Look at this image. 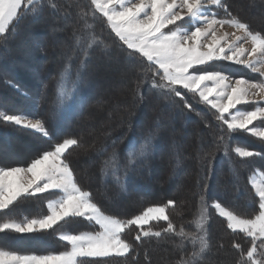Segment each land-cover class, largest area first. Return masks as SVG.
Wrapping results in <instances>:
<instances>
[{
	"label": "snow or ice",
	"instance_id": "1",
	"mask_svg": "<svg viewBox=\"0 0 264 264\" xmlns=\"http://www.w3.org/2000/svg\"><path fill=\"white\" fill-rule=\"evenodd\" d=\"M44 2L0 0V46L7 47L19 22L29 14L42 12ZM48 6L56 11L62 7L53 0H48ZM67 6L76 8V19L69 25L73 28V44L68 62L58 76L56 108L71 113L82 107L80 93L91 55L96 50L111 55L112 45L96 29L98 14L137 73L138 86L146 85L170 104L179 101L183 108L194 112L196 109L187 99L191 94L197 103L211 110L217 121L218 147H223L225 156L229 155L232 134L238 131L264 142V127L255 126L257 121L264 124V33L253 31L247 22L234 15L227 0H87L86 3L71 0ZM226 27L233 31L221 32ZM77 56L81 58L72 79L71 61ZM222 61L242 65L258 73L260 79L257 82L233 79L224 70L216 69ZM8 83L15 87L11 81ZM249 104L253 105L251 109L238 107ZM0 122L52 138L42 118L0 109ZM161 132L162 125L157 123L140 139H130L123 163L114 150L102 161L101 174L114 178L121 191H126L127 178L153 156ZM121 139L113 140V147ZM77 146L79 139L65 138L50 150H42L26 166H0V234L47 233L75 218L86 220L95 230L58 232L57 238L67 245L59 253H19L0 247V264H97L106 258L126 261L134 252V245L125 238V233L133 226L138 230L134 236L137 243L170 234L177 237L176 247L183 253L176 264H203L211 249L207 227L209 207L226 221L231 233L248 238L247 249L240 243L232 244L239 253L237 264H264V171L259 173V179L255 172L249 177L255 199L250 200L253 207L246 215L229 210L218 200L209 204L208 186L204 185L199 196L200 212L192 221L194 231H189L182 225L177 227L171 219L168 209L177 203L171 199L165 204L148 206L131 218L106 213L94 201L92 193L81 187L67 160L69 149ZM231 151L242 161L264 160V152L242 146H234ZM105 152L107 147L98 154ZM233 175L239 179L238 168H233ZM31 198H43L47 214L14 217V206ZM160 222L166 226L154 230L153 225ZM188 244L192 248L190 253L185 250Z\"/></svg>",
	"mask_w": 264,
	"mask_h": 264
},
{
	"label": "trees",
	"instance_id": "2",
	"mask_svg": "<svg viewBox=\"0 0 264 264\" xmlns=\"http://www.w3.org/2000/svg\"><path fill=\"white\" fill-rule=\"evenodd\" d=\"M258 1L256 6L264 8V0ZM53 2L62 5L59 11L50 8L48 0H45L42 12L36 15L29 14L22 19L10 36L7 47L0 46V109L9 113H23L31 117L42 118L52 138L48 139L30 130L0 122V148H4L0 153V166H26L42 150H50L55 143L62 142L65 138H77L80 140V146L69 149L66 154L67 160L74 169L81 187L90 191L94 201L108 214L125 219L131 218L133 215L140 214L148 206L165 204L171 199L177 202L174 208L168 209L173 222L177 227L182 225L186 230L194 231L192 221L200 212L199 196L203 186L207 185L206 199L209 204L218 200L229 210L246 215L253 207L250 200L255 199L248 180L254 172L264 171V160L252 158L242 161L231 149L234 146H242L248 150L264 152V142L244 131H238L232 134L229 141V155L225 156L223 147H218L217 121L211 110L197 103V98L191 94L187 95V99L196 109L194 112L183 108L179 101L175 105L170 104L146 85L138 86V80L134 78L126 87L127 94L119 95L125 98H115V100L135 103L136 106L128 109L130 113L128 122L111 123L104 127V131L110 132L106 136L100 137L97 134L94 137L84 136L82 133L84 123L91 119L102 118L99 112L104 107L105 100L103 96L95 93L97 83L95 76H99L101 72L98 70L92 74L91 69L104 64L99 61H103L107 54H104L102 50H96L90 57L87 79L80 93L82 107H76L71 113L56 108L57 80L64 65L68 62L67 57L71 55L73 28L69 25L75 22L73 14L75 15L76 9L67 6L71 0H67V3L66 0H53ZM84 2L86 3L87 0ZM227 2L232 13L247 22L253 31L264 33V26L253 25L252 19L241 16V12L233 9L234 0H227ZM242 8L238 6V9L242 10ZM95 23L98 33L102 34L105 41L112 45L109 49L112 58L106 60L105 64L118 61L125 66H130L124 57L121 45L115 41L114 35L110 34L106 23L98 14ZM36 35L45 37L39 40L36 39ZM27 47H30V50L25 53L24 49ZM17 52L22 56L16 57ZM80 58L77 56L71 61L72 79L75 78ZM33 59L42 66L41 69L37 67L35 70L19 69V67L32 68L29 62ZM238 71L235 67L225 69L226 74L235 78L239 77L236 75ZM132 73L137 76L133 68ZM9 81L15 87L10 86ZM157 123L162 125V132L153 156L127 178V190L121 191L114 178L111 176L106 178L101 174L102 161L115 150L120 154L121 163H123L129 140L133 137L140 139ZM255 126H264V124L257 121ZM200 134L210 141V145L207 146L200 159L203 165L202 179L204 180L199 181L196 149L199 145ZM117 138L122 139L113 147L112 142ZM19 141L24 142L25 147H29L31 143L35 146L24 157L5 156L6 152L10 151ZM174 145L176 153L170 150V147ZM177 145L178 148H185L187 152L184 155L179 154ZM104 147H107V152L103 155L98 154L99 150ZM94 154H97V158L92 163L90 172L85 174L78 161ZM233 168L239 169L238 180L234 178ZM159 170L161 172L157 176ZM120 176L121 183H123V169H121ZM153 183L159 184L162 194L152 193ZM167 189L174 193L164 192ZM179 189L187 190L192 194L190 199L188 197L189 203L185 200L184 204H180L179 199L182 195L177 194ZM21 202L25 207L23 217L47 214L46 201L43 198H31ZM208 214L207 227L211 249L206 254L203 264H215L213 259L216 258L222 261L220 257L226 252L231 255L229 264H237L239 253L232 247V244L237 242L247 249L250 246L248 238L243 234L231 233L226 227V221L217 215L215 209L209 207ZM164 226H166L164 222L153 225L154 230H159ZM91 230H95L94 225L81 218H75L63 223L62 226L58 225L57 229L47 233L25 236L0 234V247L19 253H59L66 250L67 245L57 238L58 232L79 233ZM137 231L133 226L125 233V238L134 245V252L129 254L126 261L124 258H106L98 261L97 264H176L183 254L176 247L177 237L167 234L159 239L151 238L137 243L134 239ZM185 250L190 253L191 245L188 244ZM133 256L135 259H132Z\"/></svg>",
	"mask_w": 264,
	"mask_h": 264
},
{
	"label": "rangeland",
	"instance_id": "3",
	"mask_svg": "<svg viewBox=\"0 0 264 264\" xmlns=\"http://www.w3.org/2000/svg\"><path fill=\"white\" fill-rule=\"evenodd\" d=\"M234 1H235V3H234L233 9L241 12V16L248 18V19H252L253 25H255L257 27H263L264 26V8L263 7L258 8V6H256V3L259 2L258 0H234ZM238 6L243 7L242 10L238 9ZM73 16L76 19L74 14H73ZM72 23L73 22H71L70 24H72ZM223 31L231 32L233 30L231 28L226 27L225 29L221 30V32H223ZM44 37H45L44 35H36V39H39V40H42ZM34 45L35 44H33V46ZM245 46L250 47V44H247ZM29 50H30V47H27L24 49V52L27 53ZM15 56L19 57V56H22V54L17 52L15 54ZM115 57H116V55H115ZM110 58H112V57L105 55V59H103V61H99V62L104 63V64L98 63L99 66L98 65L94 66V68L91 69L92 74L98 72V70L101 72L100 74H98L99 76H95V79L97 82L96 87H95V93L97 95L103 96L105 100H104V107L102 109H100V112H99V115L102 116V118L91 119V120L87 121L86 123H84L83 132H82L84 134V136L94 137L96 134L99 135L100 137L106 136L110 132L104 131V127L108 126L111 123H121V122L126 123V122H128V120H129L128 118L130 116L128 109H132L133 106H136L134 102L131 103V102H125L124 100H115V98H122V99L125 98V97L123 98L122 96H119V95L121 93H124V95L127 94V88H126L127 85L130 82H132V80H134V78H137V76L132 73V68L130 66H125L124 64H122L118 61L116 63H111L108 65L105 64V61L106 60L108 61V59H110ZM32 62H29L30 63L29 65H32V68H29L27 66L28 68L19 67V69H21V70H23V69L35 70L36 67L39 69L42 68L41 65H39L35 62V59H33ZM227 67H235L239 70L236 73V75H239L238 78L232 77L230 75L233 79L244 78V79H248L252 82H257L260 79L258 73H252L248 69H245L242 65H235V64H232V63L226 62V61L218 62V64L216 65L217 70H224L225 71V69ZM117 75L120 77H118ZM0 95H1V93H0ZM238 107H241L244 109H251L253 107V105L249 104V105H242V106H238ZM256 123L257 122H255V125H256ZM188 137H189V135H188ZM198 140H199V145L196 149V156L198 158V168H199L198 179L200 181V180H204V179H202L203 178V168H202L203 165H202V162L200 159L203 157V155L205 153V149L207 148V146L210 145L209 144L210 141L208 139H205L202 134L199 135ZM19 142H17L16 145H14V147L10 151H7L5 156L12 157V158L24 157L35 146V144L31 143L29 147H25L24 142H22V141L20 143ZM3 150H4V148H0V153ZM170 150L173 153L177 152L175 145L171 146ZM177 150L179 151V154H181V155H182V153L184 155L187 152V150H185V148H182V147L178 148V145H177ZM96 155L97 154L86 156L85 158H81L80 161H78L79 166L82 167V172H84L85 174H86V172H87V174H88V172H90V170L92 169V163L97 158ZM185 166H186V164H185ZM186 167L189 168V166H186ZM157 172H158L157 176H159V173L161 172V170H159ZM259 173H260V171H258L256 173L257 179H259ZM90 175H92V174L90 173ZM153 185H154V187H153L154 189L152 190V193H156L159 195L162 194V190L160 189L159 184L153 183ZM168 190L169 189L165 190L164 192H166L168 194L174 193V191H168ZM177 194L182 195V197L179 199L180 204H184L183 201H185V200L189 203L188 197L190 199L191 198L190 195H192L187 190H180V189L177 191ZM173 196H175V195H173ZM183 196H184V198H183ZM176 198L178 199V197H176ZM23 209L25 210V207L23 206L22 202H18L14 206L12 214L17 219H21V218H23V215H24ZM220 258L222 259V261L220 259L216 258V259H213V263L215 262V264H229L231 255L228 252H226V253H223L222 257H220Z\"/></svg>",
	"mask_w": 264,
	"mask_h": 264
},
{
	"label": "bare ground",
	"instance_id": "4",
	"mask_svg": "<svg viewBox=\"0 0 264 264\" xmlns=\"http://www.w3.org/2000/svg\"><path fill=\"white\" fill-rule=\"evenodd\" d=\"M104 74V73H103ZM112 77V76H111ZM120 77V76H119ZM104 86V85H103ZM101 94V93H100ZM188 142V141H187ZM187 145V144H186ZM183 148V147H182ZM186 152V151H185ZM183 154V153H182ZM190 165V164H189ZM183 180H181V182H182ZM180 192V191H179ZM174 216V215H173ZM217 231V230H216ZM215 232V231H214ZM214 255V254H213Z\"/></svg>",
	"mask_w": 264,
	"mask_h": 264
},
{
	"label": "crops",
	"instance_id": "5",
	"mask_svg": "<svg viewBox=\"0 0 264 264\" xmlns=\"http://www.w3.org/2000/svg\"><path fill=\"white\" fill-rule=\"evenodd\" d=\"M260 127H264V126H260ZM255 138H256V137H255ZM23 210H24V209H23ZM23 210H22V211H23ZM24 212H25V210H24ZM24 212H23V213H24Z\"/></svg>",
	"mask_w": 264,
	"mask_h": 264
}]
</instances>
